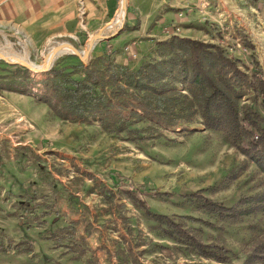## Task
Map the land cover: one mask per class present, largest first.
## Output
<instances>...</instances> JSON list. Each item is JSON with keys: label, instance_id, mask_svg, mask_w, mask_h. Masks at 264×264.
<instances>
[{"label": "rangeland", "instance_id": "obj_1", "mask_svg": "<svg viewBox=\"0 0 264 264\" xmlns=\"http://www.w3.org/2000/svg\"><path fill=\"white\" fill-rule=\"evenodd\" d=\"M159 1L127 0L125 24L117 34L121 26L110 24L122 0H77L73 24L58 20L61 14L50 6L55 1L36 6L24 0L25 23L14 20L6 29L0 27V51L41 66L52 46L70 43L83 51L90 35L112 36L97 42L86 59L91 62L110 46L115 50L112 43L129 29L132 7L179 11L171 8L179 0H162L167 6L157 8ZM210 2L200 10H210L215 20L201 26L196 39L221 45L241 60L243 69L258 61L264 79V0ZM13 9L16 14V3ZM117 50L112 58L118 62L120 55L122 65H136L154 52ZM67 52L53 67L76 68L74 79L81 80L88 64ZM11 70L0 60V75ZM253 96L242 99L240 108L247 105L259 113L264 127V99ZM148 125H138L143 132L137 136L110 134L97 125L64 121L32 97L0 93V247L7 250L0 251V264H219L164 237L157 223L117 191L112 172L167 193L145 197L152 212L181 221L206 244L225 247L228 264H244L264 232V211L233 223L204 214L186 195L203 190L210 200L234 206L264 191V168L233 146L224 132L206 129L199 115L168 132L151 134Z\"/></svg>", "mask_w": 264, "mask_h": 264}, {"label": "trees", "instance_id": "obj_2", "mask_svg": "<svg viewBox=\"0 0 264 264\" xmlns=\"http://www.w3.org/2000/svg\"><path fill=\"white\" fill-rule=\"evenodd\" d=\"M138 28L136 25L132 30ZM155 47L150 57L136 65H122L112 58L118 50L110 46L104 56L83 66L81 80L74 79L76 68L68 72L53 67L35 75L23 67L9 65L14 70L0 75V93L32 97L64 121L97 125L117 135H140L143 129L137 126L142 123L149 124L146 130L151 134L168 132L181 123H191L199 115L206 129L224 132L233 146L264 168L263 118L247 105L240 108V102L250 93L255 99H264L259 62L243 69L241 60L230 57L221 45L179 35L159 40ZM111 174L117 180V191L157 223L164 237L183 245L191 254L219 264L230 262L225 247L206 244L181 221L151 211L145 197L167 193L136 185L119 172ZM204 192L200 190L186 198L204 214L222 220L240 223L246 216L264 211V191L230 207L210 200ZM181 219L213 226L190 216ZM0 251L7 250L2 246ZM244 264H264V232Z\"/></svg>", "mask_w": 264, "mask_h": 264}, {"label": "crops", "instance_id": "obj_3", "mask_svg": "<svg viewBox=\"0 0 264 264\" xmlns=\"http://www.w3.org/2000/svg\"><path fill=\"white\" fill-rule=\"evenodd\" d=\"M2 1V0H1ZM43 0H32V4L40 6ZM47 1V0H45ZM55 1L50 4L56 7V13H60L58 20L62 23L73 24L76 23V9L77 0H50ZM5 3L0 8V27L7 28L11 21L17 20L20 24H24L25 20H22L24 16V0H3ZM159 6H167L165 1H159ZM17 5L16 14L14 13V4ZM206 4L207 7L211 6L210 0H179L178 5L171 8H177L178 12H164L160 13L158 9L141 11L137 6L132 7L130 11V18L128 28L124 33L112 43L114 49L118 47L123 49L135 48V52L141 53V47L143 49H150L148 52L154 50L159 40L169 38L173 35H179L182 37L195 38L194 33H198L201 30V26H206L207 22L215 20V14H212L210 10L201 12L200 6ZM19 8V9H18ZM64 10V11H61ZM66 10V11H65ZM136 25L139 28L132 30ZM194 34V35H193ZM118 54V53H117ZM143 55H148L143 53ZM121 56L118 55V62Z\"/></svg>", "mask_w": 264, "mask_h": 264}, {"label": "water", "instance_id": "obj_4", "mask_svg": "<svg viewBox=\"0 0 264 264\" xmlns=\"http://www.w3.org/2000/svg\"><path fill=\"white\" fill-rule=\"evenodd\" d=\"M122 5H123V11H124V22L122 26L118 29L117 34L120 33V31L123 29L124 24H125V19L128 11V4L127 0H122ZM112 39V36L104 35L103 32H97L95 34H92L89 36L86 44H85V49L83 51H80L76 46L70 44V43H62L61 45H58L54 51H53V56L50 60L49 63L45 64V66L39 67V66H34L30 64L29 62L23 60V59H17V60H11L8 56L4 55L0 51V60L4 61L7 65H15V66H20L23 67L27 70H29L33 74H43L49 72L54 65V62L56 59L59 57V53L62 52L63 50H70L76 57H78L83 63L89 64L87 62V58L92 55V52L97 44L98 41H103V40H110ZM90 60V59H89Z\"/></svg>", "mask_w": 264, "mask_h": 264}, {"label": "bare ground", "instance_id": "obj_5", "mask_svg": "<svg viewBox=\"0 0 264 264\" xmlns=\"http://www.w3.org/2000/svg\"><path fill=\"white\" fill-rule=\"evenodd\" d=\"M123 22H124V11H123V5H122V2H121L120 12L117 14V17H116L115 21H113L110 25H111L112 27L122 26ZM108 27H109V26H108ZM108 27H107V28H108ZM108 29H109V28H108ZM61 44H62V43L57 44V45H55V46H52V47L48 50V52H47L46 55H45L44 64L41 65V66H39V67L45 66V64H47V63L50 62V60H51V58H52V56H53V51H54V49H55L58 45H61ZM67 51H69V50H68V49L63 50L62 52L59 53V55L63 54L64 52H67ZM67 53H68V52H67ZM3 54H4V53H3ZM4 55L8 56L11 60L23 59V60H25V61L28 62L27 59H24V58L19 57V56H13V55H8V54H4ZM29 63H30V62H29ZM30 64H32V63H30ZM32 65H34V64H32ZM34 66H36V65H34Z\"/></svg>", "mask_w": 264, "mask_h": 264}]
</instances>
